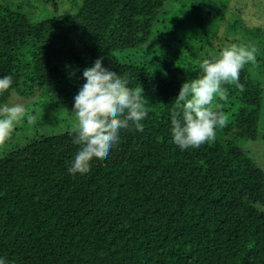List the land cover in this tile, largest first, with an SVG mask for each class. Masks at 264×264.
Instances as JSON below:
<instances>
[{"label": "trees", "instance_id": "obj_1", "mask_svg": "<svg viewBox=\"0 0 264 264\" xmlns=\"http://www.w3.org/2000/svg\"><path fill=\"white\" fill-rule=\"evenodd\" d=\"M13 1L15 7L0 2V78L13 77L0 106L21 101L27 114L0 146V159L21 150L36 164L35 144L45 140L35 132L39 121L67 129L64 140L49 139L60 141L54 156L60 172L48 175L47 167L32 170L31 178L30 170L0 181V258L264 264V41L232 28V0H80L75 12L40 19ZM233 43L258 51L256 63L241 70L240 86L223 85L227 98L214 102L226 126L216 128L214 142L181 150L171 113L179 111L182 84L201 75L203 59ZM101 57L128 87H142L148 115L143 131L120 130L122 159L72 175L68 167L80 145L66 119L47 111L54 96L73 110L86 83L83 70Z\"/></svg>", "mask_w": 264, "mask_h": 264}, {"label": "clouds", "instance_id": "obj_2", "mask_svg": "<svg viewBox=\"0 0 264 264\" xmlns=\"http://www.w3.org/2000/svg\"><path fill=\"white\" fill-rule=\"evenodd\" d=\"M257 51L251 44L227 45L218 55L203 59L200 76L182 84L175 100L179 111L174 109L171 113L173 142L181 150L215 141L216 128L226 126L227 117L214 108V102L217 97L227 98L223 85L240 86V72L245 65L256 63ZM103 59L83 70L86 83L74 98L73 142L80 149L68 168L72 175L88 173L93 158L106 159L119 142L121 129L134 126L137 131H143L142 121L148 115L142 87H128L129 80L105 68ZM12 83L11 75L0 78V94L8 91ZM26 114L21 103L0 106V146L11 138ZM35 120L36 116H28L29 123ZM0 264L6 261L0 258Z\"/></svg>", "mask_w": 264, "mask_h": 264}, {"label": "rangeland", "instance_id": "obj_3", "mask_svg": "<svg viewBox=\"0 0 264 264\" xmlns=\"http://www.w3.org/2000/svg\"><path fill=\"white\" fill-rule=\"evenodd\" d=\"M7 1L11 2L12 7H15L17 4L13 0ZM0 2L8 4L6 0H0ZM80 2V0H20L22 6L28 9L31 8L32 14H35V17L39 19L50 16L51 14H53V12H75L79 7ZM229 14L232 17L231 20L233 21L232 28L238 31L239 35H241L242 37L251 35L257 37V39L264 41V0H232L229 3ZM224 26L219 32L220 36H223V34L227 31V28ZM12 103L18 102L11 101L10 104ZM19 103L24 105V103H22L21 101ZM51 105L52 106L49 107L47 113L49 115L54 114L56 115V117L58 116L63 120L66 119L64 124L67 125L69 123V125L72 127L75 123L74 113L71 112L72 109L69 106L63 104L56 96L52 98ZM37 109H40V106H38ZM65 129H67L66 126H62L61 129H56L54 126V122L50 124L39 121L35 128V132L38 137L45 136V140L42 139L41 142L35 144V153L38 155L35 160L36 164L31 162L33 161V159L29 158V156H26L24 152H21V150L15 151V156L12 159H0V181H13L18 174V176H20L21 174L22 176H29L30 170L31 178L34 175L32 173V170L33 172L34 170L36 172V170L39 171L42 169L41 173H45V168L47 167H49L47 169L48 171H50L48 175L57 174L58 172H60L62 170V167L58 165L59 161L56 160L54 156L57 154V149H59L60 147V141L65 139V136L63 134ZM17 130L20 133L23 132L22 127ZM50 138L60 139V141L55 144L53 140H49ZM44 143V149L41 150L40 148ZM77 153L73 156V159L75 158ZM259 153H261V155H264L262 148H260ZM123 157L124 154L122 150L118 147V145H114L106 159L99 160L93 158V160L91 161V166L102 164L110 160H120ZM23 167H25V169L22 172Z\"/></svg>", "mask_w": 264, "mask_h": 264}]
</instances>
